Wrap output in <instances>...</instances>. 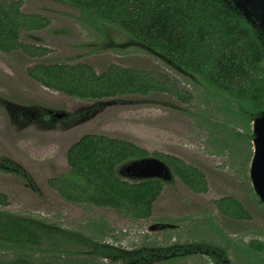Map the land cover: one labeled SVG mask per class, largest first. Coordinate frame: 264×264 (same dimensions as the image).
<instances>
[{
    "label": "trees",
    "instance_id": "trees-1",
    "mask_svg": "<svg viewBox=\"0 0 264 264\" xmlns=\"http://www.w3.org/2000/svg\"><path fill=\"white\" fill-rule=\"evenodd\" d=\"M53 1L77 9L88 24L119 30L188 74L195 88L207 94V105L211 108V102L216 103L217 120L215 116L214 121L200 116L210 126L209 144L220 155L229 153L238 173L250 181L252 121L264 112V46L259 32L244 17L221 0ZM21 5L19 0H0V51L19 50L31 58L45 57L48 48L23 43L21 35L48 27L49 20L23 13ZM27 73L44 87L76 99L102 101L167 94L182 103L192 101L189 91L158 71L110 65L97 73L84 63H40L29 67ZM154 156L192 192L207 193L208 183L198 168L176 157ZM147 157L149 153L129 142L84 135L68 150L69 171L48 183L69 204L110 209L133 221L147 220L169 182L120 175L127 164ZM248 193L264 208L250 183ZM213 203L226 218L251 219L244 205L233 197ZM0 204H6L2 195ZM204 224L214 236H208L204 228L194 229L198 238L188 244L125 250L98 238L97 234L105 233L102 225L92 224L91 232L85 233L0 210V252L4 254L0 264H58V259L65 264H179L184 257L194 255L205 256L210 264H264V241L244 242L229 237L208 220Z\"/></svg>",
    "mask_w": 264,
    "mask_h": 264
},
{
    "label": "rangeland",
    "instance_id": "rangeland-1",
    "mask_svg": "<svg viewBox=\"0 0 264 264\" xmlns=\"http://www.w3.org/2000/svg\"><path fill=\"white\" fill-rule=\"evenodd\" d=\"M19 1L23 13L49 20L48 27L40 31L22 33L21 41L46 47L49 53L42 58H31L19 50L0 51V195L6 199L5 205L0 204V210L57 222L63 228L85 233L91 232L92 224L102 225L105 233L97 234L98 238L125 250L188 244L198 238L194 229L204 228L209 231L205 232L208 236H214L211 228L204 224L205 220L229 237L244 242L264 241V208L248 193L251 182L238 173V165L232 163V158L230 162L229 153L220 155L209 144L210 126L200 116L210 121H214L215 116L217 120L216 103L211 102V108L207 105L210 103L207 94L195 88L188 74L131 41L119 30L86 23L77 9L53 0ZM238 5L241 6V2ZM40 63H84L97 73L110 65L158 71L180 89L189 91L192 101L182 103L167 94L77 100L32 79L27 69ZM3 100L30 108L32 121L21 127L7 113L1 103ZM44 109L54 114L64 111L72 117L91 109L99 110L68 125L61 124L60 119H56L55 125H48L49 122L46 125L34 119ZM84 135L129 142L145 150L149 157H155V153L176 157L204 173L208 191L196 194L173 176L154 203L150 218L139 221L126 219L106 208L69 204L48 181L69 171L68 150ZM6 166L14 172L7 171ZM223 197L239 200L251 219L241 222L220 214L213 202ZM0 255V259L3 258L4 254L0 252ZM58 264L65 263L58 259ZM179 264L210 263L205 256L194 255L184 257Z\"/></svg>",
    "mask_w": 264,
    "mask_h": 264
},
{
    "label": "water",
    "instance_id": "water-1",
    "mask_svg": "<svg viewBox=\"0 0 264 264\" xmlns=\"http://www.w3.org/2000/svg\"><path fill=\"white\" fill-rule=\"evenodd\" d=\"M56 115L65 116L64 112ZM252 136L253 154L249 165V178L254 193L264 204V112L253 119ZM121 174L134 180L157 178L170 182L173 179L168 166L156 157L133 161L122 168Z\"/></svg>",
    "mask_w": 264,
    "mask_h": 264
},
{
    "label": "flooded vegetation",
    "instance_id": "flooded-vegetation-1",
    "mask_svg": "<svg viewBox=\"0 0 264 264\" xmlns=\"http://www.w3.org/2000/svg\"><path fill=\"white\" fill-rule=\"evenodd\" d=\"M221 1L224 3V5L229 10H232L233 12L244 17L245 20L255 30L259 32V38L262 40V44L264 46V0H221ZM238 2H241V6L238 5ZM244 13H247L249 17L244 16L245 15ZM1 103H3L11 119L13 121H17V123L20 124L21 127L26 126L32 121L31 119L32 111L30 108L22 106V105H16L7 100H3ZM97 110L99 109H91L85 112H80V113L74 114L73 117L71 116L72 114L66 113L64 111H60L58 113L64 112L65 116L59 117L56 114H54L51 110L44 109L43 112L42 113L39 112L38 116L35 117L34 119H37V122L44 123V124L49 122L47 123L48 125L50 124L55 125V123L57 122L56 119H60L59 122L61 124L68 125V123L70 124L73 122H77L80 119L88 117L90 114L97 112ZM69 117H71V119ZM19 118H21V120H17ZM6 170L14 172V169L9 166H6Z\"/></svg>",
    "mask_w": 264,
    "mask_h": 264
}]
</instances>
